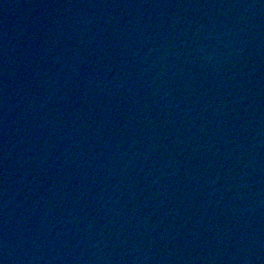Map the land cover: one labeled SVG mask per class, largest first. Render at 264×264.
I'll return each instance as SVG.
<instances>
[{
  "label": "water",
  "instance_id": "water-1",
  "mask_svg": "<svg viewBox=\"0 0 264 264\" xmlns=\"http://www.w3.org/2000/svg\"><path fill=\"white\" fill-rule=\"evenodd\" d=\"M0 264H264V0H0Z\"/></svg>",
  "mask_w": 264,
  "mask_h": 264
}]
</instances>
